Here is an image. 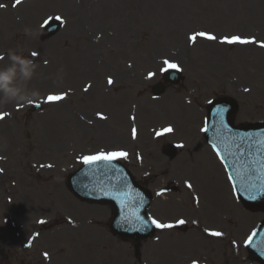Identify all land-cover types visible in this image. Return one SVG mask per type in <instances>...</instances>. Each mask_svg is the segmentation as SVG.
<instances>
[{
    "label": "rangeland",
    "instance_id": "obj_1",
    "mask_svg": "<svg viewBox=\"0 0 264 264\" xmlns=\"http://www.w3.org/2000/svg\"><path fill=\"white\" fill-rule=\"evenodd\" d=\"M109 1L103 6L108 5ZM203 1H211L214 7L220 10L218 21L206 23L199 16L200 13L194 10V6L202 5ZM240 4L247 6L243 10ZM203 6L205 7L204 4ZM32 7L30 11L37 12V5L33 4ZM48 8H51L50 1ZM48 10L47 8L42 10L40 7L43 15L39 14L35 25L41 16L58 12L56 5L50 12H47ZM18 12L24 19L22 27L31 31L36 30L31 28L35 26V21H26L23 9L19 8ZM103 13L105 16L113 15L112 22L109 19L101 21L103 31L107 29L109 32L104 36L113 39L112 50L115 53V56L112 54L113 63L114 59L137 56L131 67L127 68L125 62L114 63L113 67L109 65L108 70L100 72L97 84L99 88L106 86L104 76L118 77L116 68L125 78L127 75L130 78L127 82L114 81L113 89L107 95H102L100 89L97 90L101 97L107 98L104 105L87 107L86 103L91 96L79 90V82L86 80L96 82L97 78L93 76H87L75 84L67 77L57 75L51 76L55 81L49 83L24 80V89L18 95H12L10 100L3 99L5 95L0 96V113L7 114L6 118L4 116L0 119V264H157L147 260L138 262L130 243H124L126 244L124 249L118 247L115 251L113 245H109L107 249L103 240L98 241L97 233L92 228H95V222L98 220L96 215L108 207L80 202L68 190L65 183L66 174L75 170L84 156L93 155L97 151L120 148L127 150L128 156L132 157L125 161H129L127 164L135 177L145 179V183L152 191L158 187H173V183L183 187L182 183L186 176L192 180L191 184L198 186L199 182L196 179L201 178V175L197 174L193 178L195 168L192 165L184 172L181 166L185 162L176 158L168 159L161 154L167 141L188 139L187 136L193 134L188 135L186 128L190 124H197L196 120H193L185 128L183 116L177 109L178 105L182 106V101L180 103L178 100L191 101L193 106H203L204 101L213 95L231 94L239 103L238 122L264 120V48L259 47L257 43L235 44L236 48L232 46L227 49L218 44L192 43L188 39L196 32L207 30L217 37L251 36L257 42L264 41V11L255 8L250 0H144L140 10L134 0H129L103 7ZM259 13L263 16H259ZM2 19L7 22L3 33L9 34L17 27L18 21H10L5 15ZM23 28L20 29L22 37H18V46L32 47L31 43L24 41L29 37ZM60 34L57 33L52 38H57ZM116 40L122 42L123 46ZM188 41L192 46L187 48ZM41 43V46L47 45V48L49 45V50L55 52L56 42L51 45L41 39ZM97 52L96 57L102 60L101 65L107 67L108 64L103 59L109 56L107 55L109 53L104 52V48H98ZM248 56L249 60H245ZM52 60V63L56 64L54 56ZM164 60L177 62V65L183 68L185 80L178 88L165 92L160 99L155 100L149 96V85L156 79L157 70ZM258 60L263 65L260 69L253 65ZM83 72L85 71L81 68L79 73ZM148 72H156L152 80L146 77ZM35 78L39 80L38 77ZM76 88L78 89L69 95L66 92ZM126 88H129L127 92ZM246 88L249 91H245ZM58 92L66 94L64 101L49 104L45 100L46 93ZM139 97L143 98L145 103L138 101L136 104ZM24 99L36 100L42 105V109L34 114L28 107V101L22 105ZM133 102L135 104H132ZM167 102L177 105L176 108L169 110L162 106ZM111 103L116 105L112 112ZM88 109L100 110L98 113L105 115L106 119L101 122L105 128L91 127L99 117L96 112ZM67 110L75 113L77 119L78 115H81L86 127L75 117L64 115ZM172 122L175 130L173 135L155 143L150 142V137L147 138L150 128ZM181 124L184 133L180 132ZM96 125H99L98 122ZM135 127L139 134L133 138L130 134ZM99 133L104 135L97 138L96 134ZM106 142L113 147L107 146ZM137 148L145 153L144 162L135 157ZM190 161L195 165V158ZM163 168L164 170H158ZM146 172L158 175L150 178ZM178 172H183L184 176L179 178L181 176ZM207 179L204 181L208 182ZM217 179L219 178L216 175L215 181L218 183ZM219 184L222 186L221 182ZM212 186L213 183H210L209 187ZM223 186V190L227 188L225 181ZM210 192L168 191L166 195L168 199L165 195H163L165 199H161V196L155 197L150 213L157 215L167 213L168 219L171 220L185 215L197 217L200 215L197 211L200 206L192 204L194 197L203 198L197 204L203 205L207 196H211ZM229 193L230 191L226 189L222 196L226 199ZM171 198L174 200L169 201ZM172 203H179L177 209L170 210L169 205ZM257 217L260 219L261 213H258ZM187 223L190 229L195 226ZM214 223L217 224L218 220ZM100 224L104 233L106 223L102 221ZM108 232L105 234L108 235ZM108 236L119 243L112 235ZM198 238L204 239L202 235ZM206 241L198 242L200 247H197L206 256H198V259L188 258L185 264L191 259L204 264H231L240 260V255L235 256L236 260L233 257L219 259L220 255L217 258L220 252L218 243ZM184 250L183 245L173 250V260L179 257L181 259V252ZM237 253L239 254L238 250ZM207 256L211 258L209 261L205 260ZM161 264H164L162 259Z\"/></svg>",
    "mask_w": 264,
    "mask_h": 264
},
{
    "label": "snow or ice",
    "instance_id": "obj_2",
    "mask_svg": "<svg viewBox=\"0 0 264 264\" xmlns=\"http://www.w3.org/2000/svg\"><path fill=\"white\" fill-rule=\"evenodd\" d=\"M21 2H22V0H14V5L13 6L19 5ZM0 7H3V5H0ZM49 19H52V17H49ZM55 19L62 21V17H60V16H56ZM47 23H48V21L46 20L45 24H47ZM198 38H204V39H207L209 41H216L218 39V37L216 35H214V34H212L210 32H205V31L196 32V33H194V34H192L191 36L188 37L189 41L192 42V43H195ZM219 39H220V43H222V44L248 45V44H257L258 43L259 47L264 48V41L257 42L254 37H243V36H239V35H232V36H224V37L219 38ZM32 55L36 56L37 53L33 52ZM164 63H165V65H167V68H169V69H179V66L176 63H174V62H170L168 60H165ZM152 75H153L152 73H149V77H151ZM113 83H114V81L112 80L111 77H109L108 78V84L111 85ZM245 91H249V89L246 88ZM65 96H66V94H59V95H51L50 94V95L47 96V101L48 102L61 101V100H63L65 98ZM5 115H7V114L6 113H0V119H3ZM97 115L100 117V119H106V117L103 116V114H101V113H97ZM173 131H174V129L171 126H168V127L163 128L162 131H157L156 132V136L159 137L163 133H172ZM204 131H207V129L205 128ZM132 136H133V138H136V136H137V129L136 128L132 129ZM240 147H241L240 145L237 146L238 150L240 149ZM213 149L216 151V155L218 157H220L221 162L223 163L224 162V157H223V154L220 152L219 148L216 145H213ZM240 155L243 156V152L242 151L240 152ZM127 157H128V153L125 152V151H111V152L100 151V152H98V153H96L94 155L84 156L81 159H82V162L84 164H86V165H94V164H97V163H99L101 161L106 162L108 164H111V162L113 160L122 159V158L126 159ZM258 163H259L258 182H257V185H253L252 186V187L255 188V192L253 193V192L250 191V198L251 199H255L256 198V193L264 194V158H262L260 161H258ZM229 179L233 180L234 177L229 176ZM185 183H186V186L188 188L191 189L193 187V185L190 182L186 181ZM233 189L237 190L235 184L233 185ZM245 190H250V189L248 187H246ZM159 194H161V193H158V195ZM197 202H198V199H197ZM136 220L138 222H141L142 224L144 222V218L141 217V216H137ZM149 221L156 228H159V229H162V230L163 229H171V228L174 227V225L171 224V223H167L166 224V223H163V222H161V221H159V220H157L155 218H151V217H149ZM176 223L177 224H184L185 221L183 219H181V220H178ZM140 230H143V227ZM210 235L216 236V237H220V236H222V233L218 232V231H212V232H210ZM257 235H258L257 232H252L248 236V238L245 241V243L248 244V245H251L253 243L254 237L257 236ZM261 244L264 245V239H262ZM192 264H198V262L196 260H193Z\"/></svg>",
    "mask_w": 264,
    "mask_h": 264
},
{
    "label": "bare ground",
    "instance_id": "obj_3",
    "mask_svg": "<svg viewBox=\"0 0 264 264\" xmlns=\"http://www.w3.org/2000/svg\"><path fill=\"white\" fill-rule=\"evenodd\" d=\"M262 1L263 0H257V5L259 6V5H261V3H262ZM82 20H83V18H81ZM241 58V57H240ZM249 56L245 59V60H249ZM244 60V61H245ZM253 65H255L258 69H260V68H262V63L258 60V61H255L254 63H253ZM183 110H185V111H188V108H185V107H183ZM189 113H190V111H188ZM192 116L193 117H196L197 118V113H192ZM103 128V127H102ZM99 135H100V133H99ZM204 174L205 175H207V176H210V177H212L213 178V180H212V182L211 183H213V186L212 187H210L211 188V190H212V195H211V201H212V203L214 204V207L216 208V209H223V204H224V202H223V200H222V194H221V192L220 191H218V183L215 181V179H214V175H215V173L213 172V170H211V169H206L205 171H204Z\"/></svg>",
    "mask_w": 264,
    "mask_h": 264
},
{
    "label": "clouds",
    "instance_id": "obj_4",
    "mask_svg": "<svg viewBox=\"0 0 264 264\" xmlns=\"http://www.w3.org/2000/svg\"><path fill=\"white\" fill-rule=\"evenodd\" d=\"M2 79L6 82L7 79H8V77H7V76H4ZM27 100H28V99H24L23 101L27 102Z\"/></svg>",
    "mask_w": 264,
    "mask_h": 264
},
{
    "label": "water",
    "instance_id": "obj_5",
    "mask_svg": "<svg viewBox=\"0 0 264 264\" xmlns=\"http://www.w3.org/2000/svg\"><path fill=\"white\" fill-rule=\"evenodd\" d=\"M243 134H245V133H243ZM122 178H124V180H126V177L124 176V175H122ZM129 178V177H128Z\"/></svg>",
    "mask_w": 264,
    "mask_h": 264
}]
</instances>
